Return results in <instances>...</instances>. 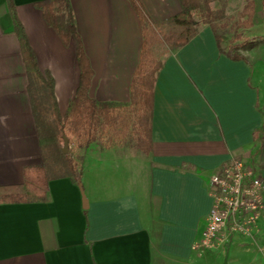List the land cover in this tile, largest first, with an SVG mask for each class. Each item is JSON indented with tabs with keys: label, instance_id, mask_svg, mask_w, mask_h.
Segmentation results:
<instances>
[{
	"label": "crops",
	"instance_id": "0c3cea01",
	"mask_svg": "<svg viewBox=\"0 0 264 264\" xmlns=\"http://www.w3.org/2000/svg\"><path fill=\"white\" fill-rule=\"evenodd\" d=\"M8 1L0 0V264H264L261 234L192 250L212 205L213 171L241 157L264 180V43L235 59L199 24L178 44L183 28L170 19L179 1L138 0L155 33L152 57L159 49L146 152L127 134L144 41L137 13L129 0H69L92 70L88 95L122 106L127 123L97 132L86 148L74 145L72 168L49 126L78 85L75 42L46 23L34 5L42 0H11L36 58L39 77H28ZM53 159L66 169L49 172ZM34 168L47 179L43 199L25 197Z\"/></svg>",
	"mask_w": 264,
	"mask_h": 264
},
{
	"label": "trees",
	"instance_id": "16d2710c",
	"mask_svg": "<svg viewBox=\"0 0 264 264\" xmlns=\"http://www.w3.org/2000/svg\"><path fill=\"white\" fill-rule=\"evenodd\" d=\"M133 9L137 13L142 27H144V41L140 50L139 61L133 72L129 87V103L127 104L129 112L135 122L136 146L147 152L150 136V118L152 108V89L155 73L159 68V62L151 56L149 49L150 36L154 33L153 25L144 15L138 0H129ZM181 10L173 16L170 21L182 26L183 32L177 36V42H185L196 31L199 24H208L219 45L224 42V37L217 32L218 22L222 18V10L213 9L211 3L213 0H178ZM261 9L264 16V0H260ZM34 5L42 11L46 23L54 28L62 41L67 44L72 38L75 42L74 54L79 67L78 85L74 92V97L70 101L67 111L63 118L54 112L56 125L50 127V138L62 141L61 135L68 134L69 143L73 141L78 148H86L96 138L97 132H102L104 128L118 129L126 127L125 117L122 106L108 102H97L89 97L88 89L92 70L89 61L85 55L84 49L76 34L75 24L69 0H42L35 2ZM255 0H245L240 15L243 19L238 26L250 27L253 23ZM8 9L13 21V30L18 38L22 60L24 62L28 77L31 75L39 77L36 66V58L29 47L24 30L16 18L14 6L11 0L8 1ZM155 35V33H154ZM245 43L226 44V53L232 58H242L239 49H246ZM50 83H47L50 89ZM125 107V106H123ZM55 127V128H54ZM122 133L125 131L122 130ZM54 134V136H53ZM58 154L63 155L68 164L73 167L71 151L61 154L60 148ZM32 173V176H31ZM26 178L27 191L26 198L43 199L46 191V176L41 168L31 170Z\"/></svg>",
	"mask_w": 264,
	"mask_h": 264
},
{
	"label": "built area",
	"instance_id": "2783aa9c",
	"mask_svg": "<svg viewBox=\"0 0 264 264\" xmlns=\"http://www.w3.org/2000/svg\"><path fill=\"white\" fill-rule=\"evenodd\" d=\"M212 205L205 225L192 244L197 254L217 247L231 235L264 236L258 221L264 208V180L246 159L233 157L211 173L208 181Z\"/></svg>",
	"mask_w": 264,
	"mask_h": 264
},
{
	"label": "rangeland",
	"instance_id": "374dc122",
	"mask_svg": "<svg viewBox=\"0 0 264 264\" xmlns=\"http://www.w3.org/2000/svg\"><path fill=\"white\" fill-rule=\"evenodd\" d=\"M245 0H213L211 3V7L213 9L222 10V18L217 23L218 29L217 32L224 37V42L222 44H237V43H245L247 45L246 49H239L243 53H248L251 47H258L264 43V16L261 9L260 0H255L254 6V14H253V23L250 27H242L238 26V23L243 19L240 15L242 8L244 6ZM178 30V31H177ZM180 29H176V35L179 34ZM178 33V34H177ZM161 38L165 39L163 35ZM159 49L154 51L156 57ZM151 56L152 53H151ZM154 58L157 60V58ZM129 134V139L133 140L135 138V133L133 132V128L127 131ZM128 139V137H127ZM69 143V141H68ZM70 147V150H69ZM72 151V153H76L73 141L68 144V152ZM44 152L48 155L50 152L48 149L44 148ZM67 152V153H68ZM60 161V160H59ZM59 161L53 159L48 164L52 165V168L49 169V172L56 173L61 172L62 169H66L62 166H57ZM51 164V165H50Z\"/></svg>",
	"mask_w": 264,
	"mask_h": 264
},
{
	"label": "water",
	"instance_id": "95a60500",
	"mask_svg": "<svg viewBox=\"0 0 264 264\" xmlns=\"http://www.w3.org/2000/svg\"><path fill=\"white\" fill-rule=\"evenodd\" d=\"M62 147H61V152L66 154L68 152V138L66 135L62 134ZM80 193H81V199H82V206L85 208L87 206V200L86 197L80 187Z\"/></svg>",
	"mask_w": 264,
	"mask_h": 264
}]
</instances>
